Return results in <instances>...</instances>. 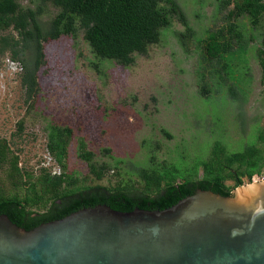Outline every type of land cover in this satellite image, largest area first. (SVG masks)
<instances>
[{"label": "rangeland", "instance_id": "obj_1", "mask_svg": "<svg viewBox=\"0 0 264 264\" xmlns=\"http://www.w3.org/2000/svg\"><path fill=\"white\" fill-rule=\"evenodd\" d=\"M175 1L195 37L179 40L183 27L172 17L158 30L156 40L143 52H133L127 64L94 57L79 28L56 38L45 36L29 99L20 82L19 63L0 43V139L10 150L0 158V197L24 193L18 183L22 178L11 168L12 155L29 180L49 172L70 175V188L100 185L135 191L142 186L140 171L166 163L197 179L214 141L228 152L264 135V75L255 55L262 15L256 24L245 16L235 19L236 40L223 54L222 69L204 57L199 38L226 23L234 0ZM16 3L19 10L35 12L42 32L59 11L46 0ZM3 36L19 40L12 26L0 30ZM31 55L28 46L20 57ZM228 85L242 89L240 99L228 94ZM48 124L70 129L63 167L47 151ZM80 142L92 153L90 162L104 167L98 177L78 157ZM222 173L224 186L231 187L233 179ZM262 178L264 172L251 180ZM61 187L68 188V183Z\"/></svg>", "mask_w": 264, "mask_h": 264}, {"label": "water", "instance_id": "obj_2", "mask_svg": "<svg viewBox=\"0 0 264 264\" xmlns=\"http://www.w3.org/2000/svg\"><path fill=\"white\" fill-rule=\"evenodd\" d=\"M0 203V264H264V178L151 196L90 189L47 214Z\"/></svg>", "mask_w": 264, "mask_h": 264}, {"label": "trees", "instance_id": "obj_3", "mask_svg": "<svg viewBox=\"0 0 264 264\" xmlns=\"http://www.w3.org/2000/svg\"><path fill=\"white\" fill-rule=\"evenodd\" d=\"M59 8L51 20L46 32H42L33 10H19L16 0H0V30L12 26L19 40L3 36L0 38L2 47L9 48L11 58L19 63L21 74L20 82L24 86L26 98H30L35 91V70L41 62V39L45 36L56 38L61 33L72 34L76 29L82 30V38L89 47L90 52L97 59H109L118 63L127 64L131 61L133 52H143L147 44L153 43L158 30L166 26L174 17L183 27L179 32V40L195 37L186 17L175 0H46ZM225 2H228L226 0ZM263 25L260 46L256 50V58L264 75V0H234L232 7L226 15V23L220 28L207 29L200 37L202 52L209 62L214 61L223 69V54L233 48L236 40L235 31L240 16L248 18L251 24H256L260 16ZM30 47V59L20 57L26 47ZM229 76V77H227ZM232 79L231 74H226ZM264 77V76H263ZM227 92L232 98L240 99L242 89L237 91L233 85L227 86ZM19 124V123H18ZM46 148L54 161L63 167V159L70 137V129L48 124L46 126ZM264 135L258 134L256 142L243 145L239 149L226 151L217 141L212 143L209 157L200 163L202 175L194 179L192 173H181L171 164L161 163L158 168H150L138 173L142 186L135 192L151 196L156 191L179 186L189 182L205 181L214 185L219 192L229 193L232 188L242 184L241 178L251 181L253 175L264 172ZM10 153L6 143L0 139V158ZM78 157L87 162L90 173L98 177L104 167L90 162L92 153L78 144ZM17 157L12 155L11 168L19 173L24 186L21 197H0V203H12L29 212L27 218L37 217L48 213L53 200L77 194L90 189H101L108 194L113 192L128 193L130 190L119 188H105L100 185L73 186L70 188V175L49 174L42 172L29 180L28 174H21L17 164ZM226 171L233 179L231 187L223 184ZM67 180H65V178ZM28 179V180H26ZM179 179V180H177ZM62 183H68V188H62Z\"/></svg>", "mask_w": 264, "mask_h": 264}]
</instances>
